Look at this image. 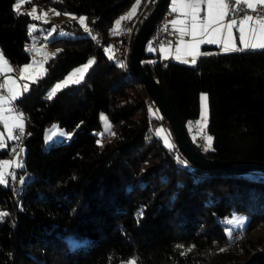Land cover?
Here are the masks:
<instances>
[{"label": "trees", "instance_id": "obj_1", "mask_svg": "<svg viewBox=\"0 0 264 264\" xmlns=\"http://www.w3.org/2000/svg\"><path fill=\"white\" fill-rule=\"evenodd\" d=\"M133 1L0 0V49L12 63L29 61V44L40 35L31 32L34 17L23 7L84 12L91 30L77 20L64 23L77 34L53 39L61 48L16 99L27 134L16 179L0 184V213H7L0 220V264H125L133 257L137 264H264V168L193 163L130 57L124 65L106 51L116 36L114 19ZM146 16L141 12V24ZM92 54L82 80L49 94L58 78ZM149 58L145 48L144 67L168 90L195 146L209 156L264 160V49L203 53L194 65ZM203 91L209 151L197 145L188 125L200 114ZM101 111L112 122L106 139L97 132ZM53 122L73 130L72 137L46 143ZM159 123L172 148L155 131ZM10 147L0 144V156ZM234 212L249 217L243 229L229 232L225 218Z\"/></svg>", "mask_w": 264, "mask_h": 264}, {"label": "snow or ice", "instance_id": "obj_2", "mask_svg": "<svg viewBox=\"0 0 264 264\" xmlns=\"http://www.w3.org/2000/svg\"><path fill=\"white\" fill-rule=\"evenodd\" d=\"M237 3V0H171V8L170 11L172 13H180L183 17L190 18L188 23L184 19H173L171 21V25L174 31L179 32L180 41H179V47H176L175 52V59L181 60L182 63H189L187 59H181V52L182 49L184 50L185 56H191L192 60L191 63L194 65L196 63V57L199 53V47L203 43H214V44H222L223 51L228 52L230 49L233 51H238L247 48L252 49H264V13H257L256 16H253L252 14H249V11H256V4L264 5V0H256V3L254 4L252 0H244V3L246 4V9H240L244 14L239 19V21L232 19L228 23H223L225 18L229 14L230 10V4L235 5ZM206 4V15L205 18L202 20L199 16V13L201 11V6ZM21 7V4L17 2L14 5V10L19 12V9ZM36 9L33 8V12H35ZM31 15V13H29ZM44 15H47V13H44ZM56 15H60L59 12L56 13ZM70 15V14H69ZM38 18V17H37ZM127 17H122L121 20L125 19ZM121 20L116 21V29L119 28ZM79 22L81 25L86 26V18L81 17L79 18ZM177 25H184V27H180L177 29ZM236 27V30L239 34V41L241 48H237L236 44L234 43V34H233V28ZM167 28V26H165ZM87 30V29H86ZM211 30V31H210ZM115 31V29H114ZM226 31V38H221V34ZM190 37V41H185L184 37ZM207 37V39H205ZM149 50H153L151 46H149ZM94 61L90 60L87 65L77 70L82 74L87 70V67L91 65ZM123 66V65H121ZM31 65H25L22 69V72L27 73L29 71V68ZM13 71L11 65L7 61L6 58H4L3 51L0 50V73L2 72H11ZM77 73H72L64 82L63 85L57 84L56 89H59L60 87L67 85V83L72 79V76L76 75ZM16 84V80L9 79V83L6 86L8 89V92L11 93L10 97H4L3 100H0V104L7 103L10 100L16 99L18 93L14 91L13 85ZM5 87V85L0 84V89ZM54 89V91L56 90ZM53 91V94H54ZM207 95L201 94V100L203 103V114L201 117V125L202 127L205 126L206 117H207ZM7 111H14V109H7ZM102 119L107 121V118L102 115ZM0 121H3L4 125L8 129V135L9 137L12 136V129H23V121L22 118L17 117H8L4 116L2 112H0ZM110 130V125L108 126V129ZM163 129L158 130V134L160 132H163ZM112 135H115V133H111ZM19 135V132L17 133V136ZM170 135V134H168ZM195 139V138H194ZM213 138L211 136L206 137V145L204 148V151H209L211 149ZM164 142L167 147L172 148V143L167 139V135L164 137ZM4 143L2 140H0V144ZM100 143V141H98ZM16 166L22 167L19 162H17ZM12 167L10 161H0V184H6L8 178L12 175V173L9 171V169ZM144 213V207L142 206L140 210L137 213V221L139 222V219L143 216ZM7 215V213H0V220H3V218ZM237 223L240 224L243 221L241 219H237L235 221H229V223ZM75 246V244L73 245ZM125 264H137V258L133 257L129 259Z\"/></svg>", "mask_w": 264, "mask_h": 264}, {"label": "rangeland", "instance_id": "obj_3", "mask_svg": "<svg viewBox=\"0 0 264 264\" xmlns=\"http://www.w3.org/2000/svg\"><path fill=\"white\" fill-rule=\"evenodd\" d=\"M17 2H19L21 4V1H17ZM24 8H27L31 12V15L34 17V20H32L29 24L31 32L39 31L40 35L34 36L32 38L33 51H32L31 57H30L29 61L21 64L23 67L25 65H31V67L29 68V71L27 73L22 72V66H21V69L18 68L16 70V71H18V74L16 73V71L15 72H13V71L3 72L6 75L5 87L8 85L9 79L16 80V84L12 86L14 91H16L18 93L16 99L18 97H20L24 93V91H26L29 88L30 82L32 80H35L36 78H38L39 76L43 75L46 72V60L50 56L55 55L59 51V49L61 48V43L60 42H54L53 39L56 37L73 36V35L77 34L75 31L66 28L63 25L64 23H66L68 21H73V20H77L79 22V18L85 17L86 18V26L85 25H82V26L85 29H87L88 32H91L89 22L87 19V14L84 12L61 11L58 8L51 6V5H48V6L40 5L39 6L37 4L31 5L29 7H23V9ZM33 8L36 9L35 12H33ZM57 12H59L60 15H56ZM44 13H47V15H44ZM122 17H124V15H122V13H120L114 19V21L110 27L111 34L117 33V35H119L124 31V28H125L124 19L121 20ZM118 20H121V23H120L119 28L116 29V21H118ZM114 29H115V31H114ZM113 35H115V34H113ZM131 39H132V37H131ZM149 46L152 47L150 38H149L145 48L148 50ZM105 48H106L107 53L110 56H112L113 51H112L111 45L107 44ZM90 60H92V61L95 60L94 54L90 55L86 60L79 62V63L73 65L71 68H69V70L62 77L58 78L52 84V86L49 89L50 94L53 95V91H54V89H56V85L57 84L63 85V82L74 72H76L77 74L72 76V79L68 83L77 82V81L82 80L85 77V75H86L89 67L92 65V63L90 66L87 67V70L82 74V78H81V74L79 72H77V70L84 67L85 65H87ZM7 61H8V59H7ZM6 89H7V87H6ZM57 90L58 89H56L54 91V93H56ZM201 94L207 95V93L205 91H203ZM10 96H11V93H9L8 89H7V93H3L2 95H0V100H3L4 97H10ZM16 99L10 100L7 103L0 104V112H2V114L4 116H8V117H17V116L21 117L22 121H23V128H26V118H25L24 112L22 111V109L20 107L17 109H14L11 105L12 101L16 102ZM203 103L204 102L201 100L200 114L197 118H194L196 127H195V131L192 132L193 137H197L198 135H204L205 137H207V136L212 137V134L207 130L208 101H207V117H206L205 126L202 127V125H201V117L203 114ZM17 104H18V102H17ZM7 109H14V111H7ZM102 115L107 118V121L102 119ZM101 119H102V128L97 130V132L99 134V137L103 134L101 136V139H106L107 136L110 135V130L112 128V122H111L106 111H101ZM0 122L3 124L2 125L0 123V140L5 139V141H7L8 129L4 125L3 121H0ZM109 125H110V130H107ZM160 129L164 130L163 132L159 133V135L161 136L163 141H164V137L167 135V139L172 143V138L170 135H168L170 133H169L168 129L162 123H159L157 125L155 131L158 133V130H160ZM106 132H108V133H106ZM73 133H74L73 130H70V129L65 128L64 126H61L58 122H53L52 124L47 126L45 129V141H46V143H51L52 141H59L63 138L69 139L72 137ZM24 150H25V147H24ZM0 161H10L11 165L16 164V159L13 158L11 155L0 156ZM17 173L11 178L12 180L16 179ZM248 217H249L248 214L239 213V212H234L233 214L227 216L225 218V221L227 222L228 231L232 232L234 229H238V230L243 229L244 226L246 225L247 221H248ZM237 219H241L243 222L240 224H237L235 222L229 223V221H235ZM240 234H241V232H240ZM71 241L77 242L74 239H72ZM166 264H176V263L170 262V263H166Z\"/></svg>", "mask_w": 264, "mask_h": 264}, {"label": "water", "instance_id": "obj_4", "mask_svg": "<svg viewBox=\"0 0 264 264\" xmlns=\"http://www.w3.org/2000/svg\"><path fill=\"white\" fill-rule=\"evenodd\" d=\"M168 1L169 0H157L153 9L147 14L138 28L130 54V64L134 73L144 83L161 111L169 119L177 142L193 163L205 168H213L215 166H222L228 169H245L258 166L264 168V160L227 159L218 156H209L203 153L189 139L185 127L172 104L170 94L164 84L144 67V49L152 34L157 19Z\"/></svg>", "mask_w": 264, "mask_h": 264}, {"label": "built area", "instance_id": "obj_5", "mask_svg": "<svg viewBox=\"0 0 264 264\" xmlns=\"http://www.w3.org/2000/svg\"><path fill=\"white\" fill-rule=\"evenodd\" d=\"M157 0H148L146 2V6L142 11H140L135 18H133L131 21H129L126 24V27L124 31L116 36H112L110 38L109 44L112 47L113 50V57L118 60L121 64H128L129 62V54H130V44H131V37L134 29L139 28L141 25V12H147V14L153 9L155 6ZM256 3V2H255ZM254 3V4H255ZM171 4L169 2L165 5L163 11L159 15L156 24L153 28L152 34L150 36V39L154 44L158 43H164L169 46H176L180 41L179 32L174 31L171 25V21L175 18L177 13H172L170 11ZM240 9H246V4L244 1L237 0V3L233 6L230 4V10L229 14L226 17V19H233L236 17H239L243 15L244 13L240 11ZM249 11V14H252L253 16H256L257 13H264V5L256 4V11ZM167 26V28H165ZM178 29V27H177ZM95 40L99 41L101 40V36L95 35ZM29 46H32L29 44ZM33 49H31L32 53ZM18 74V71H16ZM0 84L5 85V74L2 72L0 73ZM3 93H7L6 87H3L0 89ZM12 107L14 109L19 108L20 106L17 104V102L12 101ZM19 132V135L17 136V133ZM26 128L23 129H12V136H11V147L9 150V155H11L13 158L16 159V164L19 162V164H23L24 161V147H25V140H26ZM196 143L201 148L204 149L206 145V137L204 135H198L196 137ZM16 164L12 165V167L9 169V171L12 173V175L8 178L11 179L19 170L21 167L16 166ZM240 234V231H237L235 235Z\"/></svg>", "mask_w": 264, "mask_h": 264}, {"label": "crops", "instance_id": "obj_6", "mask_svg": "<svg viewBox=\"0 0 264 264\" xmlns=\"http://www.w3.org/2000/svg\"><path fill=\"white\" fill-rule=\"evenodd\" d=\"M241 1H244V0H241ZM226 2H228V0H226ZM252 2L253 3H255L256 2V0H252ZM143 3V0H134L131 4H129V5H127L123 10H122V15H124V17H127V18H125L124 19V26L126 27V24L129 22V20L132 18V17H136L137 16V14H138V11H139V9L141 8V6L143 5V7L141 8V10L142 9H144L145 8V6H146V2L144 3V4H142ZM169 4H171V0H169ZM172 5V4H171ZM46 6H48V5H46ZM206 11H207V8H206V4L205 5H202L201 6V11H200V13H199V16H200V18L203 20L204 18H205V15H206ZM242 17V15L241 16H239V17H236V18H233V19H235V20H237V21H239V19ZM177 18H180V19H184L185 21H186V23H188V21H189V19L190 18H188V17H183V16H181V14L178 12L177 13V15L175 16V18L174 19H177ZM230 20H232V19H226L225 18V20L223 21V23H228ZM177 27H178V29L180 28V27H184V25H177ZM125 29V28H124ZM211 31V30H210ZM113 34H115V35H117V33H113ZM233 34H234V37H235V39H234V43L236 44V46H237V48H241V46H240V41H239V34H238V32H237V30H236V27L234 26V28H233ZM226 31L225 32H223L222 34H221V38L223 39V38H226ZM184 39H185V41L187 42V41H190V37H184ZM205 39H207V37H205ZM206 44H214V43H203V44H201L200 45V47H199V53L200 54H198L197 55V57H196V61H197V59L199 58V56L201 55V54H203V53H213V52H222L223 51V46H222V44H214L216 47H215V49L213 50H205L204 49V46L206 45ZM151 45H152V49L153 50H149L148 49V51L150 52V58L151 59H156V58H159L161 61H163V62H167V61H169V60H172V59H174V60H178V59H175V55H176V52H175V49H176V47H179L180 45H179V43L176 45V46H174V47H172V46H169V45H167V44H164V43H158V44H154L153 42H152V40H151ZM112 48V47H111ZM243 48H241V50H242ZM247 49H250V48H247ZM1 50V49H0ZM113 51V50H112ZM229 51H231V49L229 50ZM184 50L182 49V52H181V59H187L188 61H189V63H191V60H192V57L191 56H185L184 54ZM3 55H4V53H3ZM6 56L4 55V58H5ZM149 58V59H150ZM6 59H7V57H6ZM181 61V60H180ZM8 62H9V64L11 65V67H12V69H13V72H15L18 68H20L21 69V66L22 65H20V64H18V63H12V62H10L9 60H8ZM22 69H23V66H22ZM5 74V73H4ZM5 80H6V75H5ZM3 94V92L0 90V95H2ZM50 94V93H49ZM208 101V100H207ZM1 123V122H0ZM2 124V123H1ZM3 125V124H2ZM188 125H189V128H190V130L192 131V132H194L195 131V127H196V125H195V120L194 119H191V120H189L188 121ZM2 141L4 142V143H2L1 144V146L2 147H8L10 144H11V137H9V135H8V139H7V141H5V139H2Z\"/></svg>", "mask_w": 264, "mask_h": 264}]
</instances>
